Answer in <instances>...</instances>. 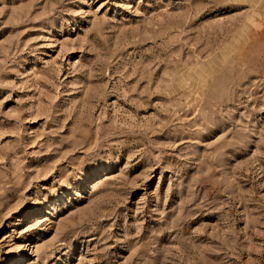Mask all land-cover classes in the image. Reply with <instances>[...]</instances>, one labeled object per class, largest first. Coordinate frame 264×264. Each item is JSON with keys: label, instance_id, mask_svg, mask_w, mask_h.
<instances>
[{"label": "rangeland", "instance_id": "rangeland-1", "mask_svg": "<svg viewBox=\"0 0 264 264\" xmlns=\"http://www.w3.org/2000/svg\"><path fill=\"white\" fill-rule=\"evenodd\" d=\"M0 264H264V0H0Z\"/></svg>", "mask_w": 264, "mask_h": 264}]
</instances>
